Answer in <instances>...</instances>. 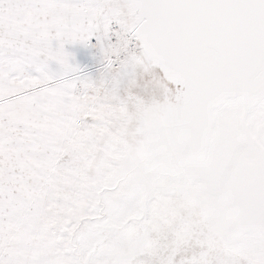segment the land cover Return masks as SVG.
<instances>
[{
    "label": "snow or ice",
    "instance_id": "obj_1",
    "mask_svg": "<svg viewBox=\"0 0 264 264\" xmlns=\"http://www.w3.org/2000/svg\"><path fill=\"white\" fill-rule=\"evenodd\" d=\"M0 264H264V0H0Z\"/></svg>",
    "mask_w": 264,
    "mask_h": 264
}]
</instances>
